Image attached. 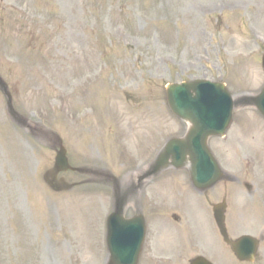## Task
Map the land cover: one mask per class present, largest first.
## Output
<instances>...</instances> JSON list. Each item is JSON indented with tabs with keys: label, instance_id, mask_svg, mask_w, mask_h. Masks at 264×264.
Returning a JSON list of instances; mask_svg holds the SVG:
<instances>
[{
	"label": "rangeland",
	"instance_id": "obj_1",
	"mask_svg": "<svg viewBox=\"0 0 264 264\" xmlns=\"http://www.w3.org/2000/svg\"><path fill=\"white\" fill-rule=\"evenodd\" d=\"M263 56L264 0H0V264H106L111 189L69 172L70 183H97L51 191L43 177L57 138L75 167L136 174L186 132L168 108L169 84L220 81L236 98L256 95ZM209 146L235 177L210 191L212 204L227 200L231 239H264V119L238 109ZM188 180L186 169L157 179V237L140 264H247ZM251 264H264V241Z\"/></svg>",
	"mask_w": 264,
	"mask_h": 264
},
{
	"label": "water",
	"instance_id": "obj_2",
	"mask_svg": "<svg viewBox=\"0 0 264 264\" xmlns=\"http://www.w3.org/2000/svg\"><path fill=\"white\" fill-rule=\"evenodd\" d=\"M8 108L13 112L11 97L7 91ZM167 102L171 112L188 124V132L183 138L169 140L159 153L155 163L150 167L146 177L156 176L173 167L182 169L189 166L193 184L202 190L213 188L226 179L208 148L211 137L223 136L229 128L233 111L239 104L250 105L264 116V89L253 98L235 102L223 84L197 80L181 85H170L167 88ZM76 171L87 173L85 169H74L69 165L67 150L59 141L55 167L44 177L47 185L55 192H66L74 185L65 179H58L60 173ZM226 205L215 207V219L225 241L229 242L225 228ZM117 218L113 215L109 221L108 264H138L141 244H124L117 240L114 230L117 229ZM233 250L241 261L253 262L258 243L250 237H243L237 243H231ZM192 264H210L203 258H197Z\"/></svg>",
	"mask_w": 264,
	"mask_h": 264
},
{
	"label": "flooded vegetation",
	"instance_id": "obj_3",
	"mask_svg": "<svg viewBox=\"0 0 264 264\" xmlns=\"http://www.w3.org/2000/svg\"><path fill=\"white\" fill-rule=\"evenodd\" d=\"M110 178V177H109ZM107 179V181L109 180ZM146 183V185H145ZM141 189L137 188L131 192H128L126 196V207H125V218L134 219L138 217H142L145 224V241L150 243L155 239V227H154V210L157 205V199L155 196V180L145 182ZM109 186V183L106 182ZM139 187V185H137ZM132 191V190H131ZM202 196H208V193L201 194ZM131 211L132 214H128ZM149 214H147V212ZM107 220V217L105 218ZM176 221H180V219L176 218ZM104 231V239L106 240V232H107V223L103 224ZM145 242V243H146Z\"/></svg>",
	"mask_w": 264,
	"mask_h": 264
}]
</instances>
